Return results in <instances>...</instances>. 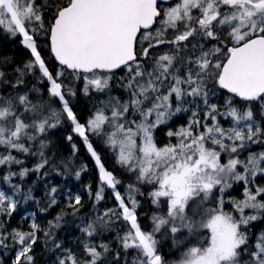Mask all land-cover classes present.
Listing matches in <instances>:
<instances>
[{
  "label": "snow or ice",
  "instance_id": "snow-or-ice-1",
  "mask_svg": "<svg viewBox=\"0 0 264 264\" xmlns=\"http://www.w3.org/2000/svg\"><path fill=\"white\" fill-rule=\"evenodd\" d=\"M0 31L19 37L30 53L14 69V81L0 70L9 88L0 89V166L8 167L0 182L11 192L0 189V216L11 217L20 203L21 186L12 177L23 179L52 163L45 137L64 126L73 156L76 136L97 169L95 193L85 185L93 207L106 188L115 200L114 207L80 218L82 197L68 191L67 206L81 220L77 229L84 238L115 231L117 244L113 253L108 243L85 241L80 258L56 239L63 214L42 227L33 212L27 230L0 224V255L11 252V264H35L32 251L43 232L45 247L63 249L55 264H169L162 254L168 239L180 252L171 264H264V228L253 227L264 223V186L256 183L264 178V0H0ZM40 36L59 65L54 73ZM118 71L123 74L116 77ZM37 72L43 90L26 81ZM65 73L82 83L85 97L96 96L83 123L74 111L77 90L63 82ZM114 81L123 97L112 94ZM216 89L228 94L223 108L210 103ZM183 116L185 123L169 127ZM161 128L168 140L162 145L156 139ZM90 136L134 176L123 194L122 181L105 167ZM13 152L38 156L39 163L14 172L11 166L24 161ZM61 165L50 171L71 172L70 157ZM86 171L84 164L74 175ZM238 184L242 198L226 201ZM140 186L150 188L155 209L148 230L137 215ZM57 193L56 187L46 193L41 213L58 203ZM23 198L33 199L31 193Z\"/></svg>",
  "mask_w": 264,
  "mask_h": 264
},
{
  "label": "trees",
  "instance_id": "trees-1",
  "mask_svg": "<svg viewBox=\"0 0 264 264\" xmlns=\"http://www.w3.org/2000/svg\"><path fill=\"white\" fill-rule=\"evenodd\" d=\"M41 37L43 36L37 37V41L41 45L42 55L45 58L49 69L54 73L58 70L59 65L54 61L49 51L43 47L47 44V40L45 39V37ZM0 38L6 45L10 46L7 48L8 51L12 53V58H8L9 60L6 59L4 64H2L0 60V70L5 73L6 81H14L16 79L14 69H16L17 67L22 68L24 63L30 59V53L20 44L19 37L14 38L7 33H4L3 31H0ZM23 53L24 55H22ZM122 74V72L118 71L116 73V77H119ZM65 77L66 78L64 80V83L72 85L77 90V96L73 100L74 111L77 113L78 117L83 123L92 110V105L95 102L96 96L95 94H93L91 96L85 97L82 93L79 92V89L82 87V83L80 81L72 80L68 73H65ZM26 81L28 82V85L30 83H35L36 87L42 90L47 87L46 84H42L33 75L26 76ZM0 83L4 84H0L1 86L3 85L2 88L0 86V89H5L6 91L9 90L8 84L6 82ZM112 88L113 95H120L121 97L124 95L116 86L115 81L113 82ZM220 91L225 96L228 95L225 91ZM45 98H47L46 93ZM256 117L260 119L259 116ZM69 132L70 129L61 126L57 129L51 130L48 133L47 137H45L52 142L50 144V147L46 150V156L52 160V163L46 166L40 173L29 172V174L23 179L19 178L18 176L12 177V183L19 184L21 186V194H17V196L15 197L20 201V203L17 210L11 215V217L0 216V224H3L4 228L7 231H11L13 228L27 230L28 228L23 229L21 226V215L23 213L35 212L37 222H41L40 224L42 227H47L48 221L54 220V218L58 214H63L64 219L62 221V227L58 230L54 229L53 231L56 234V239L63 243L64 248H70L73 252L78 254V257L83 258L81 245L85 241L93 244L104 242L110 245V248L114 253L115 251H117V244L115 241L116 232H103L96 235L94 238L82 237V234L77 229V225L81 223V220L78 219L77 216H73V210L67 206L66 193L68 191H71L73 195L80 194L82 197V207L78 214L80 218H83L90 213L103 212L106 208H112L115 206V200L112 196V192L111 190L106 188L104 192V199L101 202L97 203L95 208L93 207V198L89 197V194L85 189V185L90 184L93 194L95 193L97 189V169L95 167L94 161L88 154L85 145L83 144L81 139L76 136L73 137L72 143H75L77 145L78 151L73 156L71 144L66 139H64V137H66ZM90 140H92L93 146L96 148V150L100 152L105 167L109 171H113L117 178L122 181L121 185L118 186V190L123 194L126 186L129 183L134 182V176L132 174L126 173L123 169L119 168L116 165L115 159L112 156L111 152L103 149L101 141H99L94 136H90ZM35 150L36 148L34 146L33 151ZM252 150L259 151L260 149L254 146ZM0 151H2V149H0ZM13 155H18V158L24 161L22 165L11 166V170L14 172H19L21 168L31 169L35 164L39 163L38 156L17 154L15 152H13ZM244 155H247V153H245ZM69 157L72 160L70 173L57 175L55 171H50V169H52L54 165H61V161L66 160ZM241 158H243V156ZM84 164L87 165V171L82 172L80 178L77 179L74 175V171ZM7 171V166H0V177H2ZM44 173H47V175H44ZM0 185L3 190L9 191V188L6 184L0 182ZM52 187H56L58 189V193L56 195L58 203L55 206L49 208L46 212L41 213L39 211V208L45 207L48 204L49 201L46 193ZM140 190L144 192V195L137 196V199L140 203V206L137 209V215L142 227H144L145 230H148L151 226L150 217L155 209L153 208V206L151 205V201L147 197V192L150 191V188L146 186H140ZM9 193L11 194L10 191ZM25 193H31L33 199L25 201L23 198V194ZM63 203L64 205L62 207ZM121 227L122 225L120 224L114 226V228L117 230ZM253 227L255 231H259L261 228H264V223L257 222L253 225ZM39 236L40 239L35 244L32 251V255L35 258V264H55L57 258L62 255L63 249L57 251L52 248L51 244H48L47 247H45L43 232L39 233ZM157 238L160 239L159 236ZM9 243L11 242L9 241ZM177 253H179V251L172 247L170 239L162 240V254L165 256L167 261H172L173 259H175ZM130 257L131 253L129 254V258ZM12 258L13 254L11 252H8L7 255H0V260L3 261V264H11ZM121 260H123V255L121 256Z\"/></svg>",
  "mask_w": 264,
  "mask_h": 264
},
{
  "label": "rangeland",
  "instance_id": "rangeland-1",
  "mask_svg": "<svg viewBox=\"0 0 264 264\" xmlns=\"http://www.w3.org/2000/svg\"><path fill=\"white\" fill-rule=\"evenodd\" d=\"M38 2H42V0H38ZM9 47L8 45H5V43L2 41V39L0 38V60L2 62V64L5 63V60L6 58H11L12 56V53H10L8 51V48ZM11 54V55H10ZM6 55V56H5ZM10 56V57H9ZM5 57V59H4ZM37 79V77L39 76V73L37 72L35 75H34ZM38 80V79H37ZM65 80V79H64ZM39 81V80H38ZM64 82V81H63ZM32 86H35L36 87V84L35 83H30L29 84V87H32ZM211 87V85H210ZM228 96V95H227ZM227 96H225L219 89H216V95L214 97H211L210 98V103H217L221 106V108H223V105H224V101L225 99L227 98ZM123 97V96H122ZM56 107H58V105H54ZM257 116H259L257 114ZM257 118V117H256ZM258 119V118H257ZM187 120V117L186 116H183V117H180V118H177L173 123H171L169 125V127L171 128H175L177 127L179 124H182V123H185ZM259 120V119H258ZM221 124L224 126V127H228V122L224 119V118H221ZM167 131V128H161L159 131L156 132V139L157 141L162 145L164 143H167L168 140L167 138L164 136V132ZM174 142V141H173ZM256 183L260 186H264V178H257V181ZM242 188H243V185L242 184H238V185H235L232 189H230L226 194H225V200L227 201L230 197H236V198H242L241 196V192H242ZM0 189H2L1 185H0ZM10 194V193H9ZM225 210L228 211V210H231V205L230 204H226L225 205ZM29 213V212H28ZM28 213H23L21 215V218L20 220H22V223H21V226L23 229H27L28 228V225L30 223V219L27 218V214ZM33 213V212H31ZM179 255H180V252L177 253V256L175 259H171L172 261L176 260L179 258ZM172 261H169V264H171Z\"/></svg>",
  "mask_w": 264,
  "mask_h": 264
},
{
  "label": "bare ground",
  "instance_id": "bare-ground-1",
  "mask_svg": "<svg viewBox=\"0 0 264 264\" xmlns=\"http://www.w3.org/2000/svg\"><path fill=\"white\" fill-rule=\"evenodd\" d=\"M41 38H43V37H41ZM6 45V44H5ZM10 47V46H9ZM9 50H12V49H9ZM45 52V51H44ZM14 54V53H13ZM11 55V54H10ZM15 55V54H14ZM22 55H24V53L22 54ZM21 55V56H22ZM6 56V55H5ZM10 57V56H9ZM12 58V57H11ZM4 59H5V57H4ZM7 59V58H6ZM9 60V59H8ZM13 60H14V58H13ZM9 62V61H8ZM11 62V61H10ZM12 62H14V61H12ZM0 84H3V83H0ZM4 85V84H3ZM2 85V86H3ZM1 86V85H0ZM2 86H1V88H2ZM5 88V87H4ZM63 205H64V203L62 204V207H63ZM55 214V213H54ZM41 223V222H40ZM70 224V223H69ZM67 232V231H66ZM70 232V231H69ZM78 233V232H77ZM68 234V233H67ZM70 235V234H69ZM77 235V234H76ZM77 238V237H76ZM45 246V245H44ZM44 248V247H43ZM81 253V252H80ZM80 255V254H79Z\"/></svg>",
  "mask_w": 264,
  "mask_h": 264
},
{
  "label": "water",
  "instance_id": "water-1",
  "mask_svg": "<svg viewBox=\"0 0 264 264\" xmlns=\"http://www.w3.org/2000/svg\"><path fill=\"white\" fill-rule=\"evenodd\" d=\"M54 59V58H53ZM55 61V60H54ZM56 62V61H55ZM57 63V62H56Z\"/></svg>",
  "mask_w": 264,
  "mask_h": 264
}]
</instances>
